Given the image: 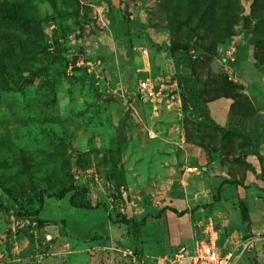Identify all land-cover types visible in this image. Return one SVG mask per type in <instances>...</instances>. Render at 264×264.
<instances>
[{
    "label": "rangeland",
    "instance_id": "1",
    "mask_svg": "<svg viewBox=\"0 0 264 264\" xmlns=\"http://www.w3.org/2000/svg\"><path fill=\"white\" fill-rule=\"evenodd\" d=\"M257 119L264 0H0V264H170L221 200L226 209L207 217L219 246L252 239L236 264H264V231L250 235L239 219L256 189L253 219L264 220ZM40 196L49 224L37 228L23 212ZM192 197L177 207L187 214L146 219L140 232L144 215ZM224 224L240 226L226 246Z\"/></svg>",
    "mask_w": 264,
    "mask_h": 264
},
{
    "label": "built area",
    "instance_id": "2",
    "mask_svg": "<svg viewBox=\"0 0 264 264\" xmlns=\"http://www.w3.org/2000/svg\"><path fill=\"white\" fill-rule=\"evenodd\" d=\"M186 172H196V168H186ZM200 236L193 237L188 249L182 248L173 254L168 260V263L180 264H236L240 255H242L249 247L252 239H247L239 245V251L236 249L226 250L219 246L220 236L219 232L211 218H207L204 223L200 225ZM248 247V248H247ZM28 262L23 261V264Z\"/></svg>",
    "mask_w": 264,
    "mask_h": 264
},
{
    "label": "crops",
    "instance_id": "3",
    "mask_svg": "<svg viewBox=\"0 0 264 264\" xmlns=\"http://www.w3.org/2000/svg\"><path fill=\"white\" fill-rule=\"evenodd\" d=\"M249 93V92H248ZM251 96H252V98L254 99V95L253 94H251ZM261 110H263V109H261ZM212 184V183H211ZM214 186H218V185H220V183H218L217 181H216V183H214L213 184ZM224 187H225V185H224ZM223 186L221 187V191L223 192V188H224ZM200 189V186L198 185H190V186H188V188H187V191L186 192H188V194H190V193H195V195H196V198H198L199 196H197L198 194H197V191ZM251 194H255V195H257V197L255 198L254 196H252ZM262 195V192H260L259 190H256V189H248L247 190V193H246V195H244L243 196V198H244V200H245V202H246V209H247V215L249 216L248 217V220H249V223L247 224L248 226H247V230H248V234H250V235H256L257 233H259V232H262V231H264V224H262L263 222L262 221H264L263 220V218L261 217V216H258V217H254V219H253V215H255L256 214V216H257V211L260 209L262 212H263V210H262V207L259 205V203H258V201H257V198H259L260 196ZM248 197H249V199H248ZM195 198V197H194ZM194 198L192 197L191 199H185L186 201H184V203H179L178 201H174L173 202V207H169V208H173V209H176V210H178L177 209V207L178 206H180V207H183L184 209H189V208H191V202H194ZM221 199H223L222 198V196H221ZM197 202V201H196ZM181 204H183V205H181ZM224 201L223 200H221L220 202H218L217 204H215V206H212V207H210V212H213L214 214L217 212V213H221V211H223V209L225 210L226 208H225V206H224ZM230 206H231V204H230ZM221 207V209H219ZM232 207V206H231ZM258 209V210H257ZM162 209H153V211H151V213H148L149 214V216H156V214H157V212L158 211H161ZM231 210H234L236 213V216H237V214H239V208H238V206L236 205V206H234V208H231ZM260 211V212H261ZM153 212V213H152ZM209 212V213H210ZM170 214H174V213H172L170 210H165L162 214H160V217L157 219V220H152V218L151 217H149L148 219V222L152 225V226H158V225H161V223H162V220H163V218L165 217V218H168V219H170ZM175 215V214H174ZM145 216V215H144ZM143 216V217H144ZM143 217H142V219H143ZM240 217V216H239ZM142 219H141V221H142ZM240 220H241V218H239ZM256 219H257V221H256ZM140 221V222H141ZM148 222H147V224H148ZM149 224V225H150ZM241 224L242 223H240V226H241ZM141 227H140V232H141V230H142V228H143V230H144V226H142V225H140ZM240 226H238L237 228H235V229H231L232 228V226L231 225H227V224H224L223 225V235L225 236V246H226V243H230L231 242V239L233 238V236L234 235H236V231L239 229V227ZM115 228H118V227H116L115 226ZM122 232H123V229H122ZM160 234H162V229L160 230ZM193 232V231H192ZM119 235V234H118ZM192 235V234H191ZM190 235V236H191ZM120 236V235H119ZM153 236H150V238H152ZM111 238V237H110ZM109 237H108V239H107V241H104V239L102 240V241H99L98 242V245L100 244V246L101 247H106V246H108V245H111V240L112 239H110ZM71 241V242H70ZM188 240H186V242H187ZM73 242H74V240H69V243H71L72 244V247L73 246H75L74 244H73ZM149 243V241H145L144 242V244L146 245V243ZM150 244V243H149ZM188 245L190 244V241H188V243H187ZM187 244H185V245H187ZM189 247V246H188ZM187 249V248H186ZM224 249H226V247L224 248ZM227 250V249H226ZM176 252H178V251H176ZM261 262L260 261H258V264H260Z\"/></svg>",
    "mask_w": 264,
    "mask_h": 264
},
{
    "label": "trees",
    "instance_id": "4",
    "mask_svg": "<svg viewBox=\"0 0 264 264\" xmlns=\"http://www.w3.org/2000/svg\"><path fill=\"white\" fill-rule=\"evenodd\" d=\"M174 63H175V66H178V61L177 60H174ZM177 83L181 86V87H187L189 85V82H188V79L181 73H177ZM183 92H185L186 90L182 89ZM186 93V92H185ZM190 95V98H191V104L192 106H196L197 105V99H196V95L195 93H189ZM184 114H186L185 112H183ZM260 116V114H259ZM251 141H253L254 145L253 147L254 148H258L262 143H264V120H255L254 124H253V130H252V138H251ZM248 143H250L248 141ZM220 186L217 188V192H220ZM71 189H62L60 190L59 192L55 193L54 195H51L49 197H54L56 200H60L62 198H64V196L70 191ZM10 198L13 199V197L9 194V193H6ZM41 196H42V193H41ZM40 196L39 198V201H38V207L36 208V210L34 211H30V212H23L26 216H33L34 220H35V223H36V226L37 228H42L44 226H47L49 224V221H46L40 217H38V214L39 212L41 211L42 209V197ZM15 200V199H14ZM69 203L71 205V207L73 208H77V209H82V210H90L92 209L89 205H83V204H77L74 202V199H73V196H71L69 198ZM240 207V206H239ZM165 210H170L172 213H174L176 216H183L185 214H187L188 212L187 211H177L176 209H173V208H165V209H162L161 211H158L156 216H149L148 213L143 217L142 221L140 222V225L145 223L146 222V219H148L149 217L152 218V220H157L160 216V214H162ZM205 212V211H204ZM210 212V211H209ZM209 212L206 211L207 214L205 213H201V214H205L204 215V218L202 219L204 223V221L207 219L208 215L210 214ZM240 215H241V222L242 223H245L248 218H247V210L246 208H241L240 207ZM116 224H122V225H128V224H132L133 227H137V224L136 222H134L133 219H127L125 217H121L119 219V221L117 222H114ZM201 223V224H202ZM139 225V226H140ZM200 230H201V227H197V229L195 230V234H194V237H199L200 236ZM136 233H138V231H136ZM191 243V241H190ZM34 254V250L30 247V245L24 249L22 252H21V257H25L27 255H33Z\"/></svg>",
    "mask_w": 264,
    "mask_h": 264
},
{
    "label": "water",
    "instance_id": "5",
    "mask_svg": "<svg viewBox=\"0 0 264 264\" xmlns=\"http://www.w3.org/2000/svg\"><path fill=\"white\" fill-rule=\"evenodd\" d=\"M247 23H245V25H246ZM64 257L62 256V259H63Z\"/></svg>",
    "mask_w": 264,
    "mask_h": 264
}]
</instances>
